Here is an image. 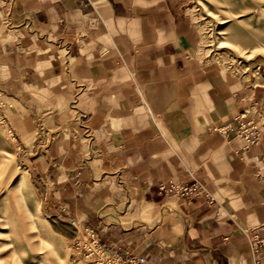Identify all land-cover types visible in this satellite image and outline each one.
I'll use <instances>...</instances> for the list:
<instances>
[{
    "label": "crops",
    "instance_id": "obj_1",
    "mask_svg": "<svg viewBox=\"0 0 264 264\" xmlns=\"http://www.w3.org/2000/svg\"><path fill=\"white\" fill-rule=\"evenodd\" d=\"M201 46L186 0H0L5 123L45 218L147 264H253L264 131H233L263 89ZM189 173L210 204L159 195Z\"/></svg>",
    "mask_w": 264,
    "mask_h": 264
},
{
    "label": "rangeland",
    "instance_id": "obj_2",
    "mask_svg": "<svg viewBox=\"0 0 264 264\" xmlns=\"http://www.w3.org/2000/svg\"><path fill=\"white\" fill-rule=\"evenodd\" d=\"M200 32L201 54L223 69L257 79L264 131V0H186ZM0 95V264H81L69 250L62 223H51L38 205L22 165L21 147L5 123ZM261 130V129H260ZM68 223V222H67Z\"/></svg>",
    "mask_w": 264,
    "mask_h": 264
},
{
    "label": "built area",
    "instance_id": "obj_3",
    "mask_svg": "<svg viewBox=\"0 0 264 264\" xmlns=\"http://www.w3.org/2000/svg\"><path fill=\"white\" fill-rule=\"evenodd\" d=\"M259 126L257 121L238 118L233 134L242 138L246 145H251L260 138ZM157 189L162 197L189 200L193 196H201L204 203L210 204L213 201L210 194L191 173L186 179L171 185L158 183ZM68 223L71 226L76 224L73 219H68ZM240 232L245 236L253 264H256L255 255L264 247V236L248 228L240 229ZM69 250L76 262L81 264H147L145 255L128 251L116 252L112 248H107L97 238L96 233L87 226L79 228L78 232L70 238Z\"/></svg>",
    "mask_w": 264,
    "mask_h": 264
}]
</instances>
